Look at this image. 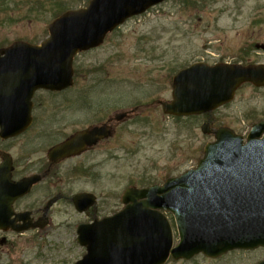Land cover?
Listing matches in <instances>:
<instances>
[{
    "label": "rangeland",
    "instance_id": "rangeland-1",
    "mask_svg": "<svg viewBox=\"0 0 264 264\" xmlns=\"http://www.w3.org/2000/svg\"><path fill=\"white\" fill-rule=\"evenodd\" d=\"M86 1L9 2L0 9V48L17 40L39 44L47 38V25L55 14L85 7ZM198 62L264 64V0H167L127 20L99 48L79 54L74 61L75 87L45 96L49 116L56 114L53 103L64 95L70 101L81 95L82 101L95 102L96 115L91 118L78 113L81 110L75 106L68 110L79 123H97L134 107L140 113L97 151L96 180L65 176V189L90 190L101 213H112L129 185L162 184L165 178L195 166L204 145L213 141L200 131L205 119L166 116L151 103L170 100L172 76ZM83 91H95V97L86 98ZM212 120L215 129L229 127L245 137L253 123L264 120V88L242 86L231 103L212 114ZM110 143L112 150L107 147ZM82 221L71 206L61 202L42 232L9 237L12 248L0 244V264H73L84 253L75 233ZM167 264L205 262L197 257Z\"/></svg>",
    "mask_w": 264,
    "mask_h": 264
},
{
    "label": "water",
    "instance_id": "water-1",
    "mask_svg": "<svg viewBox=\"0 0 264 264\" xmlns=\"http://www.w3.org/2000/svg\"><path fill=\"white\" fill-rule=\"evenodd\" d=\"M163 1L90 0L86 8L67 11L51 22L49 36L39 46L15 42L0 49V96L6 95L7 85L19 86L14 93L21 95L29 88L28 94L36 88L59 91L72 85L71 63L76 53L101 45L126 19ZM244 83L264 87V65L197 63L174 76L172 101L157 103L164 114L176 117L210 113L229 103ZM7 111L1 109V121L18 117ZM201 130L208 133V125ZM91 134L97 140L109 131L94 129ZM213 134L215 142L205 146L197 169L168 179L162 186L127 189L121 212L79 226L78 242L87 253L76 264H163L169 256L189 259L199 252L215 256L263 239L264 122L252 126L245 145L229 128ZM77 140L78 136L72 138L50 155H73ZM86 200V195L72 198L80 212ZM161 211L174 218L179 237L174 248Z\"/></svg>",
    "mask_w": 264,
    "mask_h": 264
},
{
    "label": "flooded vegetation",
    "instance_id": "flooded-vegetation-1",
    "mask_svg": "<svg viewBox=\"0 0 264 264\" xmlns=\"http://www.w3.org/2000/svg\"><path fill=\"white\" fill-rule=\"evenodd\" d=\"M74 87L75 84L70 89ZM15 88L18 89L16 86L6 87L8 90ZM67 90L50 92L38 89L28 94L30 92L28 89L22 95H11L9 96L11 99L5 100V103L16 104L19 107L20 110H16L17 114L24 116L26 112H29L17 129L0 123V217H5L0 227L3 228L0 229V244L7 247L12 248V243L7 240L9 237H22L42 232L33 227L39 226L45 218L49 219L61 202L73 207L71 203L73 195L82 192L91 193L90 190L77 192L66 190L64 177L84 179L88 182L96 180V174L99 173L96 163L97 151L103 144L106 146L110 140L116 138L131 116L120 122L111 121L107 116L97 123H79L77 118L68 114V110L73 109L74 106L81 110L77 111L78 113L89 114V118L96 115L95 102L82 101L81 95L79 98L75 97L73 101L67 100L69 96H62L61 101L56 105L53 103L52 108L56 114L49 116V101L45 96L60 95ZM83 93L86 98L95 97V91H83ZM103 125L109 127L110 137L91 145L93 139L87 134L88 137L78 142L79 151L75 156L65 159L56 157L48 159V152L52 147L63 143L76 133H84L93 127ZM69 127H75V129L66 133ZM109 146L111 143L107 147ZM109 149L112 150V147ZM25 181L30 183L29 186L16 197ZM49 203L52 204L47 208ZM115 212L101 213L98 203L96 205L90 203L86 211L78 215L82 216V222L88 223ZM201 259L205 264H264V243L254 247L229 250L215 258L201 256Z\"/></svg>",
    "mask_w": 264,
    "mask_h": 264
},
{
    "label": "trees",
    "instance_id": "trees-1",
    "mask_svg": "<svg viewBox=\"0 0 264 264\" xmlns=\"http://www.w3.org/2000/svg\"><path fill=\"white\" fill-rule=\"evenodd\" d=\"M12 1H13V0H0V9H1V10L5 9L6 7H8V3H9V2H12ZM62 11H63V10H62ZM62 11H60V12H62ZM60 12H59V13H60ZM59 13H58V14H59ZM58 14H55V16L58 15ZM55 16H54V17H55Z\"/></svg>",
    "mask_w": 264,
    "mask_h": 264
}]
</instances>
